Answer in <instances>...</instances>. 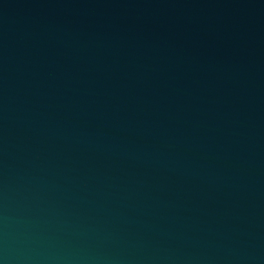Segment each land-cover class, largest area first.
I'll list each match as a JSON object with an SVG mask.
<instances>
[{
    "label": "water",
    "instance_id": "water-1",
    "mask_svg": "<svg viewBox=\"0 0 264 264\" xmlns=\"http://www.w3.org/2000/svg\"><path fill=\"white\" fill-rule=\"evenodd\" d=\"M0 264H264V0H0Z\"/></svg>",
    "mask_w": 264,
    "mask_h": 264
}]
</instances>
